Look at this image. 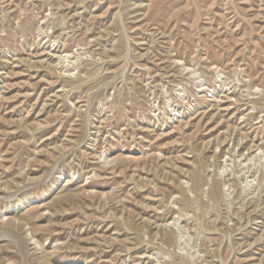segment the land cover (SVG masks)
<instances>
[{
	"label": "rangeland",
	"instance_id": "1",
	"mask_svg": "<svg viewBox=\"0 0 264 264\" xmlns=\"http://www.w3.org/2000/svg\"><path fill=\"white\" fill-rule=\"evenodd\" d=\"M0 264H264V0H0Z\"/></svg>",
	"mask_w": 264,
	"mask_h": 264
}]
</instances>
